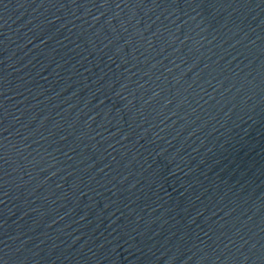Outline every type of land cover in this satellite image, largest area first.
Segmentation results:
<instances>
[{
    "label": "water",
    "instance_id": "obj_1",
    "mask_svg": "<svg viewBox=\"0 0 264 264\" xmlns=\"http://www.w3.org/2000/svg\"><path fill=\"white\" fill-rule=\"evenodd\" d=\"M0 264H264V0H0Z\"/></svg>",
    "mask_w": 264,
    "mask_h": 264
}]
</instances>
